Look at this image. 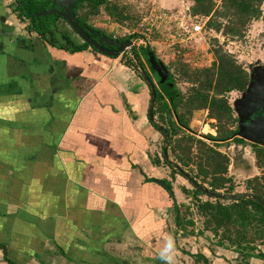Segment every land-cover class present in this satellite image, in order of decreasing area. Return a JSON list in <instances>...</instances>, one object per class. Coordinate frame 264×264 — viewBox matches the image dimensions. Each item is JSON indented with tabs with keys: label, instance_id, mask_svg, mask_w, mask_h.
<instances>
[{
	"label": "crops",
	"instance_id": "crops-1",
	"mask_svg": "<svg viewBox=\"0 0 264 264\" xmlns=\"http://www.w3.org/2000/svg\"><path fill=\"white\" fill-rule=\"evenodd\" d=\"M7 6L0 0V264L3 250L14 264H167L170 240L171 264H189L169 195L151 181L165 180L164 164L143 77L121 57L51 47ZM198 254L208 264L238 257Z\"/></svg>",
	"mask_w": 264,
	"mask_h": 264
},
{
	"label": "trees",
	"instance_id": "trees-1",
	"mask_svg": "<svg viewBox=\"0 0 264 264\" xmlns=\"http://www.w3.org/2000/svg\"><path fill=\"white\" fill-rule=\"evenodd\" d=\"M189 14L192 17L207 19L205 29L220 34L223 38L229 40L242 39L253 23L260 21L263 24L262 37L264 38V0H189ZM102 6V12L107 15L111 22L118 25L125 23H134L136 20L125 7L110 3V0H82L75 8V13L79 11L81 17L79 22L87 26L89 22L96 18V15L102 13L99 6ZM26 7V5H25ZM28 14L19 9V19L29 22L28 30L41 37L48 45L59 49L53 40V29L58 32V16L40 17L32 19L30 14L42 12L41 7L30 6L25 9ZM144 14L137 18L139 22ZM54 32V33H55ZM64 37V33H59ZM133 39L131 36L127 39ZM211 53L214 61L210 68L202 70H192L186 64L178 61L172 65V70L178 79V82L187 84V91L182 94L175 89V81L169 75L167 69H162L166 74V84L156 90L155 108L153 116H157L159 122L165 125L164 131L168 135V145L171 147L170 154L175 161V166H171L163 155L162 163L170 168L171 174L179 176L198 184L201 188L208 190L212 194L222 192L224 196L233 194V185L227 178V171L230 165V159L216 147L227 145L235 136L237 120L233 116L232 108L228 103V95L231 93L243 94L250 84V74H248L234 58L224 52L222 46L217 40L211 42ZM88 46L78 45L70 48V53L83 52ZM150 48L141 49V54L136 50L132 52V59L123 61L124 65L137 71L138 61L144 72V67L140 61L142 57L146 62L149 61ZM149 64V62H148ZM160 78V76H157ZM205 111L210 120H214L216 136L206 135L201 139L197 137L190 129V119L194 112ZM156 129L157 127L154 126ZM181 134V135H180ZM206 141L211 144H207ZM231 142L241 145L244 142L241 139L233 138ZM167 150V149H166ZM255 157V165L262 171V176L249 180L246 185L247 192L253 198L264 203V147L252 146ZM167 150V157H168ZM169 159V158H168ZM237 162H240L238 164ZM158 160H153V164L159 165ZM234 166L241 169L246 174L251 172V167L235 159ZM179 167L181 173L175 170ZM193 167V168H192ZM185 169L194 171L195 176L190 175ZM154 183V180H151ZM171 190L172 186L168 181L163 180ZM190 182V183H191ZM192 186V184H190ZM206 185L208 188H204ZM192 192L182 188L184 196L191 197L194 200L192 207L196 215L201 218L202 231L199 236L205 233L211 234L214 241L211 242L210 251L214 248L224 249L234 252L241 257L242 264H249L250 259L264 260V252L258 251L259 247H264V206L252 199L239 198L236 200H216L201 193L195 186H192ZM173 192V190H172ZM206 196L211 201L202 202L198 198ZM174 213V225L176 231L183 237L192 236L194 232H188V228H194L192 221V207L178 206L176 200L169 196ZM177 232L175 235L177 236ZM176 238V237H175ZM3 257L7 264H14L6 257V251L3 250ZM188 256L194 264H208L206 258L201 254Z\"/></svg>",
	"mask_w": 264,
	"mask_h": 264
},
{
	"label": "rangeland",
	"instance_id": "rangeland-1",
	"mask_svg": "<svg viewBox=\"0 0 264 264\" xmlns=\"http://www.w3.org/2000/svg\"><path fill=\"white\" fill-rule=\"evenodd\" d=\"M8 5L12 4L13 7L15 6L12 0H7ZM110 3H114L119 5L120 7H125L129 13L135 17L134 23H125L124 25L114 24L110 21V19L105 15L104 12L100 13L98 18H94L90 21V24L101 30L105 34L110 37L115 36L117 39L122 40H130L134 46V50H136L139 54H141V49L150 48V53L154 56L155 60L160 61L165 69H167L169 75L173 77L175 81V89L184 94L187 89L188 85L182 82H178L177 77L173 73L172 65L176 64L178 61L186 64L192 70H202L210 68L213 64L214 58L211 53V42L215 39L218 41V44L222 46L224 52L231 55L234 60L240 65L250 76H254L256 79L264 78V38L262 37V30L263 24L260 21L253 22L247 29L244 37L239 40H229L223 38L220 34H216L212 31L205 29L203 34V40L200 41L193 48V50L187 52L184 51L180 55L172 57L170 51L167 50V55L163 56L162 54L158 53V50H166V46H139L137 43L139 37L137 35L134 36L133 39H127L133 36V32L137 31V18H140L143 14H146L151 9H163L172 12H179L182 14H187L189 12V0H110ZM264 10V8H263ZM26 26L29 24L26 20L24 21ZM58 32H55L53 29V40L57 45L66 46V43L62 40L59 33H64L63 36H68L69 40L72 41L75 45H80L81 39L74 33L71 32L70 28L58 21ZM38 37V36H37ZM127 54L122 57V61H129L132 59L130 50L126 51ZM135 65H137V73L142 76V70L140 69V64L138 61H134ZM144 66V72L149 71L146 63L142 60ZM155 81H158V77L153 75ZM260 81V80H258ZM156 85V84H155ZM241 94L239 93H231L228 95V103L233 111V116H235V106L237 102L240 100ZM155 108V106H154ZM154 121L157 124V127L161 130L165 129V125L159 122L157 116L154 117ZM216 123L214 120H210L207 117V112L200 111L194 112L191 119H190V129L197 134V137L201 139L202 136L211 135L216 136L215 127ZM235 128V127H233ZM181 135V134H180ZM167 138L163 137L161 134V139L159 140L156 150L153 151V154H156L158 158L162 156V149L166 146L168 150V160L171 162L172 165L175 166V161L173 160L171 152V147L168 145ZM207 144H211L210 142L206 141ZM227 145H223L220 147H216L220 152L224 153L230 159V165L227 171V178L231 180L233 185V194H249L246 189L247 182L252 180L253 178H259L262 176V171L258 169L255 165V157L252 151V148L245 145H236L234 142H227ZM156 152V153H155ZM240 159L242 162L248 164L251 167V172L246 174L241 169L236 168L234 166L235 159ZM240 164V162H237ZM193 168V167H192ZM162 174L165 181H168L171 186L172 190L175 191L174 197L178 206H189L192 207L194 200L191 199L189 196H184L182 194V188L186 189L187 191H191L193 187L185 180L176 175L171 174L170 168H166L165 165L162 168ZM190 175L195 176L196 171H190V169H185ZM200 184V181H198ZM204 188H208L204 185ZM218 194L223 195L222 192ZM200 201H211L213 199H209L206 196H200L198 198ZM190 212L192 213V221L194 223V228H188V232H194L192 236L183 237V235L179 234V247L182 250V254L187 260V262L192 264L193 260L188 256V254H198L199 251L203 248H207V246L211 245V242L214 241L211 234L205 233L204 236H199V233L202 231V219L196 215L194 208ZM169 221L171 224V232L174 231V213L171 209V213L169 214ZM169 228V229H170ZM258 251L264 252V247H259ZM241 257H237L235 260L234 256L229 255V259L226 261L227 264H242ZM222 264H224L222 262Z\"/></svg>",
	"mask_w": 264,
	"mask_h": 264
},
{
	"label": "water",
	"instance_id": "water-1",
	"mask_svg": "<svg viewBox=\"0 0 264 264\" xmlns=\"http://www.w3.org/2000/svg\"><path fill=\"white\" fill-rule=\"evenodd\" d=\"M54 1H55V4L58 5V7L61 9V11L45 10L38 14H33L30 17L32 19H37L40 17L58 16L59 18L63 19L67 23V25L84 42L85 45H87L90 49H93L98 54H101L108 58H118L126 50H130L131 53L133 52L134 46L130 40H126L120 43L117 41L109 40L106 37H99L98 43H97L93 39H91L89 37V34H92L93 32H91L87 28H82L79 25V22L73 13L74 3L78 0H54ZM25 14H27V12H25ZM105 45L115 46L117 47V50L111 51V50L105 49L104 48ZM149 61H150L152 68L155 69V71H157L159 76L161 77L160 82H159V88H160L162 85L165 84L167 76L165 73L162 72V69H163L162 64H158L152 54H149ZM140 69L142 70V68ZM142 77L144 78L143 70H142ZM144 80L147 83L150 89V92H151V102H150L148 117H149L150 122L154 124L153 111H154L155 99H156V93H155L156 89H155V86L148 79H144ZM253 89L254 88L252 85L249 86L247 93H245L243 96V100L246 98V96H249L250 93H252ZM260 94L262 93L260 92L257 95H260ZM243 123H245V121ZM159 131L163 133L165 138H167L168 135L164 131H162L161 129H159ZM235 137L242 139L246 142H249L251 144L257 145L259 147H264V117L263 118L258 117L255 120L251 121L249 125L242 126L239 132L235 134ZM163 155L169 162L168 157H167L166 146L163 149ZM169 164L173 166L171 162H169ZM175 170L181 173V170L179 169V167H176ZM154 183L160 186L163 190H165L167 194L173 200H175L172 190L164 182L154 181ZM191 184L195 186V188H197L201 193L208 195L216 200L231 201V200H236L239 198H246V199H252L258 202L260 205L264 206L263 202L259 201L256 198H253V196L249 194H236V195L223 196L220 194H212L208 190L201 188L198 184H196L193 181L191 182Z\"/></svg>",
	"mask_w": 264,
	"mask_h": 264
},
{
	"label": "flooded vegetation",
	"instance_id": "flooded-vegetation-1",
	"mask_svg": "<svg viewBox=\"0 0 264 264\" xmlns=\"http://www.w3.org/2000/svg\"><path fill=\"white\" fill-rule=\"evenodd\" d=\"M79 1H82V0H78V1H76L75 3H74V7H73V13H74V15H75V17H76V19L78 20V22H79V18L81 17V14L79 13V11L78 12H76L75 13V8H76V5H77V3L79 2ZM90 1H94V0H90ZM12 2H13V4L15 5L14 7H13V5L12 4H10V5H8L7 6V8H8V10H9V12L11 13V14H13L17 19H19V14H20V11H19V9L20 10H22L23 11V13H25V12H27L25 9H26V7H32V6H35V7H41L43 10L42 11H45V10H59V11H61V9L58 7V5H56L55 4V1L54 0H12ZM25 5H26V7H25ZM102 10V6L100 5L99 6V11H101ZM27 14H28V12H27ZM33 15V14H32ZM100 14H98V15H96V18H98V16H99ZM30 16H31V14H30ZM20 20V19H19ZM58 21H60V23H63V24H65V25H67V23L63 20V19H61L60 18V20H58ZM58 21H57V23H58ZM79 25L82 27V28H87V29H89L91 32H93L92 34H89V37L91 38V39H93L95 42H97L98 43V39H99V37H106L107 39H109V40H113V41H117V42H124V41H126V40H122V39H117V38H114V36L113 37H110V36H108L107 34H105L104 32H102L101 30H98L97 28H95V27H93L91 24H90V22H89V24L87 25V26H83V25H81L80 24V22H79ZM68 26V25H67ZM27 27V29H28V25L26 26ZM69 27V26H68ZM57 28H58V26H57ZM70 28V27H69ZM58 30H59V28H58ZM70 30H71V32H73V30L70 28ZM56 33V32H55ZM63 39V41L66 43V46H65V48H75L76 46H78V45H75V44H73L72 43V41L71 40H69V37L68 36H64V37H62ZM81 44L80 45H83L84 44V42L81 40V42H80ZM104 48L105 49H108V50H111V51H115V50H117V47H115V46H110V45H105L104 46ZM88 49H90L89 47H88ZM92 52H95L93 49H90ZM127 51V50H126ZM124 52L123 54H121V58L124 56V55H126L127 54V52ZM95 53H97V52H95ZM151 54V53H150ZM131 55V57H132V53L130 54ZM133 58V57H132ZM142 60L146 63V66L148 67V69H149V71H146L145 70V72H144V78L143 79H148L154 86H155V89L156 90H159V82H160V79H161V77L160 78H158V81H155V79H154V76L153 75H155V76H159V74H158V72L157 71H155V69H153L152 68V66H151V64H150V61H148L149 62V64H148V62H146L142 57L140 58V61H141V63H142ZM157 63L158 64H162L160 61H158L157 60ZM142 65H143V63H142ZM144 67V66H143ZM162 67H163V65H162ZM250 84H249V86H253V90H252V93H250V95L249 96H246V98L243 100V96H244V94L245 93H247V90H248V88H249V86H248V88H247V90H246V92H244L243 94H241V96H240V100L237 102V104H236V106H235V116H234V118L237 120V123H236V126H235V128H234V130H235V134L237 133V132H239V130H240V128L242 127V126H247V125H249V123L251 122V121H253V120H255L256 118H258V117H261V118H263L264 117V78H259V79H256L254 76H250ZM258 80H260V81H258ZM166 81H167V78H166ZM166 81H165V84H166ZM156 84V85H155ZM262 93V94H260V95H257L258 93ZM245 121V123H243ZM161 134H162V136L164 137V135H163V133L161 132ZM233 138H236L235 136L233 137ZM232 138V139H233ZM232 139L231 140H229V142L230 141H232ZM239 139V138H238ZM242 140V139H241ZM244 143L243 144H241V145H245V146H249V147H251L252 148V146H257V145H254V144H251V143H249V142H246V141H244V140H242ZM259 147V146H258ZM164 149V148H163ZM162 149V150H163ZM187 182L189 183V184H191L188 180H187ZM193 186V185H192Z\"/></svg>",
	"mask_w": 264,
	"mask_h": 264
},
{
	"label": "built area",
	"instance_id": "built-area-1",
	"mask_svg": "<svg viewBox=\"0 0 264 264\" xmlns=\"http://www.w3.org/2000/svg\"><path fill=\"white\" fill-rule=\"evenodd\" d=\"M207 19L192 17L189 13L182 14L163 9H151L144 14L137 24L139 46H166V50H158L159 54L172 57L184 51H191L201 40L205 32ZM114 38H116L114 36Z\"/></svg>",
	"mask_w": 264,
	"mask_h": 264
},
{
	"label": "clouds",
	"instance_id": "clouds-1",
	"mask_svg": "<svg viewBox=\"0 0 264 264\" xmlns=\"http://www.w3.org/2000/svg\"><path fill=\"white\" fill-rule=\"evenodd\" d=\"M173 252H174V243L170 240V242L163 250L161 259L167 261V264H171V261L173 259V255H172Z\"/></svg>",
	"mask_w": 264,
	"mask_h": 264
}]
</instances>
